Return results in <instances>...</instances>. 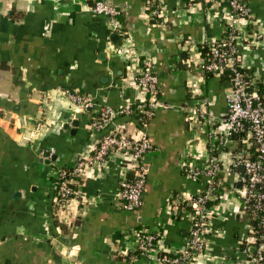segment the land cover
I'll return each mask as SVG.
<instances>
[{"label":"crops","instance_id":"1","mask_svg":"<svg viewBox=\"0 0 264 264\" xmlns=\"http://www.w3.org/2000/svg\"><path fill=\"white\" fill-rule=\"evenodd\" d=\"M104 1L120 8L125 30L93 13L92 0H0V264H156L158 253L186 244L190 221L171 200L207 184L187 178L184 162L203 166L211 157L224 171L210 204L211 259L199 264H235L248 221L226 168L243 145L220 143L230 80L206 76L200 50L223 35L228 0H160L156 22L147 0ZM243 1L250 14L236 23L240 66L264 87V0ZM145 60L162 106L146 126L142 206L129 212L115 202L121 164L112 157L103 170L86 168L77 195L55 212V172L92 153L93 113L139 99L130 80ZM66 92L91 96L93 106L83 109ZM77 114L78 124L65 128ZM115 120L133 131L131 116ZM45 152L56 158L45 163ZM140 231L161 237L146 257L135 253Z\"/></svg>","mask_w":264,"mask_h":264},{"label":"built area","instance_id":"2","mask_svg":"<svg viewBox=\"0 0 264 264\" xmlns=\"http://www.w3.org/2000/svg\"><path fill=\"white\" fill-rule=\"evenodd\" d=\"M147 3L150 7L154 6L153 9L149 7L152 15L161 14L160 0H147ZM228 6L230 13L223 25V35L208 44L207 56L201 53L204 57L203 70L211 76L230 72V87L225 94V134L220 143L225 145L234 142L237 140L234 136L238 135L243 145L234 152L226 168L238 185L235 190L241 198L240 214L248 221V233L241 240L240 258L235 264H264V87L242 70L236 48L239 37L236 23L248 18V5L243 0H228ZM89 8L93 13L108 17L113 30L120 28L118 17L121 10L114 4L92 0ZM130 85L141 94L138 100L121 108L101 107L89 119L88 131L91 135L98 134L90 156L80 158L71 166L55 172V212L62 211L70 199L77 195L78 184L86 168L103 170L112 157H118L121 164L115 202L129 212H136L142 206L148 173L145 157L152 148L146 126L162 106L158 77L149 60H145L143 68L132 76ZM66 94L83 109L93 106V99L89 95ZM123 114L133 118V131L128 130L125 122L118 123L115 120ZM240 167L243 168L241 172L238 171ZM183 171L192 181L205 177L207 184L196 193L177 194L171 200L173 211H185L190 221L186 244L175 252L158 253L154 258L156 264H199L211 259L208 226L213 212L209 201L220 192L222 182L219 177L224 166L220 160L211 157L203 166L186 161ZM159 236L148 231L138 232L135 237L136 254L146 257L156 249L161 238Z\"/></svg>","mask_w":264,"mask_h":264},{"label":"trees","instance_id":"3","mask_svg":"<svg viewBox=\"0 0 264 264\" xmlns=\"http://www.w3.org/2000/svg\"><path fill=\"white\" fill-rule=\"evenodd\" d=\"M149 1V0H148ZM194 1H196V0H186V2L187 3H191V2H194ZM92 3V2H91ZM150 8H154V6H152V7H150ZM158 16H154V15H152L151 16V21L152 22H156V21H158V18H157ZM120 21H121V24H122V29L123 30H125L126 29V24H125V20L122 18V17H120ZM208 45H203V46H200V50H201V53L204 55V56H207V54H208ZM211 74L210 73H206V76H210ZM222 78H226V79H229L230 78V72L229 71H225L222 75ZM261 86V85H260ZM263 87V86H262ZM239 137L240 136H234V138H236L237 140H238V143H239ZM64 168H66V167H64ZM54 180H55V178L53 179V183H54ZM213 201H209V204H211ZM252 223L253 224H255V222L252 220ZM136 253V252H135Z\"/></svg>","mask_w":264,"mask_h":264},{"label":"water","instance_id":"4","mask_svg":"<svg viewBox=\"0 0 264 264\" xmlns=\"http://www.w3.org/2000/svg\"><path fill=\"white\" fill-rule=\"evenodd\" d=\"M112 36H114L115 38L118 37L117 33H113ZM79 117H80V114H77L76 119H74V120L68 119V120H67V124L65 125V128L68 127L69 123H70L72 126H76V125L78 124V118H79ZM72 131H74V129H73ZM44 156L46 157V160L44 161L45 163L52 162V161L56 158L55 155H52V156L49 157V153H48V152H45V153H44ZM41 161H43V158H42ZM239 170L242 171L243 168L240 167Z\"/></svg>","mask_w":264,"mask_h":264}]
</instances>
